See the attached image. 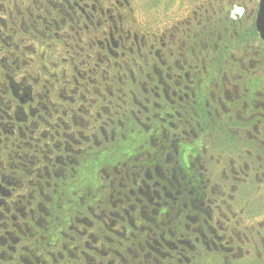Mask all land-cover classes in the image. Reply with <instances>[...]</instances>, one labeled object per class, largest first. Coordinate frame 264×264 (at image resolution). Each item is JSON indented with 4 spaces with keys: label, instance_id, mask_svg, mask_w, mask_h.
<instances>
[{
    "label": "flooded vegetation",
    "instance_id": "af4514ba",
    "mask_svg": "<svg viewBox=\"0 0 264 264\" xmlns=\"http://www.w3.org/2000/svg\"><path fill=\"white\" fill-rule=\"evenodd\" d=\"M263 3L0 0V234L31 216L0 264H30L34 245L46 264H113L101 244L120 222L123 264L264 262ZM16 140L73 167L10 165ZM73 186L84 202L58 196Z\"/></svg>",
    "mask_w": 264,
    "mask_h": 264
},
{
    "label": "trees",
    "instance_id": "16d2710c",
    "mask_svg": "<svg viewBox=\"0 0 264 264\" xmlns=\"http://www.w3.org/2000/svg\"><path fill=\"white\" fill-rule=\"evenodd\" d=\"M6 145H8L9 143H4ZM27 144V142L24 141H18L16 140V142H11L10 143V158L9 162L10 165L11 164H19L20 162L23 163H27L29 164L30 167L33 166V164L35 162H37L38 159H42V163L46 166V168H48L49 173L52 174V177L54 178V172L57 169H64L69 167V169H71L73 166H69L71 164H69V160L62 155V157L60 158V160L63 162L64 167L62 166H56L54 164V162L52 161L51 157H50V152L49 151H44L41 157L36 158V154L35 151L32 150V153H27L26 151H24V145ZM33 144V143H32ZM1 150H3V144L1 145ZM78 159H81L78 158ZM67 165V166H66ZM85 178H88L85 177ZM90 179H94L95 184L97 185L98 183V179H99V175L98 176H91ZM10 180L13 183H17L18 185L21 184L22 182V177H21V173L19 172H12L10 173ZM15 186L12 184L10 186V190H14ZM55 192V188H49L47 186H44L40 192H39V211H40V215L43 216V218H49L50 220H55L56 219V206L55 202L58 201L57 200V196L54 195ZM62 192L64 194H62ZM73 193V194H72ZM75 193V186H73L69 191H61L60 189H57V194L59 197H62L66 200V203H69L71 205H75V198L78 199L81 202H84L82 200V196L83 194H74ZM49 196L52 197L53 201L50 203V201L47 199V197L49 198ZM46 198V201L44 200ZM60 206V204H59ZM65 207V206H64ZM63 207V208H64ZM45 209L46 213H44L42 211V209ZM62 208V209H63ZM62 209H58V214L61 213ZM104 209L107 211H111L113 212V208H112V203L107 202L106 205L104 206ZM14 215V217H12L10 220L13 221L12 222V226L11 227V232L8 233H4L0 234V245H2V243L5 244H10V243H15L16 240L15 238L17 236L22 235L19 232V229H24V234L25 236L28 238V231H26L25 227H22L21 222H25V223H29L31 221V216L28 212H24V213H19L18 214H12V216ZM16 217V219H14ZM21 220V222L19 221ZM71 221H70V217L69 216H65V221L62 222V224L60 225V229L63 231H68V232H72L73 230L70 229L71 227ZM120 225H122L124 227V229L120 228L119 230L116 229V227H109L108 229H106L104 231V240L102 242V246L105 248V252H104V259H106L105 261L111 262L113 264H123L124 263V259L125 258H129L130 256L127 254V248L129 246V238L125 239L122 236L118 235V232L121 231H132L131 226L127 223V222H120ZM2 230V227L0 226V231ZM8 230H6L7 232ZM53 230H51L50 232L52 233ZM40 240V239H39ZM38 240V241H39ZM37 241V242H38ZM36 242V244H37ZM145 244V243H144ZM93 246H90V249H92ZM32 255V258H31ZM65 255L68 256V251L65 250ZM26 256L29 258V262L30 264H46V256H45V252L43 251L38 252L36 250V245L34 246H29L27 251H26ZM152 263V259L148 258V261H146L145 264H151Z\"/></svg>",
    "mask_w": 264,
    "mask_h": 264
},
{
    "label": "rangeland",
    "instance_id": "374dc122",
    "mask_svg": "<svg viewBox=\"0 0 264 264\" xmlns=\"http://www.w3.org/2000/svg\"><path fill=\"white\" fill-rule=\"evenodd\" d=\"M264 246V245H263ZM198 264H222L220 258L218 257H211V258H203ZM231 264H264V262H260L256 258H250L249 256L247 257H240L238 259H235L234 261L231 262Z\"/></svg>",
    "mask_w": 264,
    "mask_h": 264
},
{
    "label": "water",
    "instance_id": "95a60500",
    "mask_svg": "<svg viewBox=\"0 0 264 264\" xmlns=\"http://www.w3.org/2000/svg\"><path fill=\"white\" fill-rule=\"evenodd\" d=\"M259 23L261 24V26H259V29L261 31L262 36L264 37V3L261 5V12L259 15Z\"/></svg>",
    "mask_w": 264,
    "mask_h": 264
}]
</instances>
